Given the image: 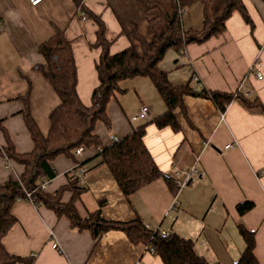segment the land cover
Instances as JSON below:
<instances>
[{"label":"crops","instance_id":"0c3cea01","mask_svg":"<svg viewBox=\"0 0 264 264\" xmlns=\"http://www.w3.org/2000/svg\"><path fill=\"white\" fill-rule=\"evenodd\" d=\"M147 1H156L167 8L177 3L184 29L201 27L200 0ZM84 2L103 20L112 54L131 43L138 45L131 37L134 26L144 38L151 37L148 20L157 15V10L145 13L138 0ZM242 2L246 15L233 12L226 20L228 23L225 22L224 32L213 37L222 36V44L215 46L209 39L192 43L196 45L181 52L168 51L160 66L175 86L189 81L198 91H238L244 98L257 99L260 106L248 108L235 99L222 112L209 98L185 95L186 116L179 109L174 110L180 126L178 132L169 127L159 130L148 126L145 144L162 172L173 177L176 168L181 172L176 180L183 181L192 166L204 171L198 182L190 181L192 174L189 175L175 194L160 177L127 198L101 158L94 157L93 152H84L80 159L84 161L86 176L79 183L84 193L76 202L82 217L98 208L106 220L128 221L139 216L153 228L191 239L197 254L217 264H233L238 260L245 246L237 228L241 224L254 232V255L264 264V1ZM55 28L61 29L70 42L77 68L76 90L82 103L89 106L92 90L99 83L95 62L100 48L91 46L96 41V23L89 17L82 19L72 0H40L35 5L29 0H0V125L20 153L30 151L33 146L21 114L23 103L18 99L27 91V79L31 81V114L43 133L49 128L48 114L58 103L49 82L33 67L42 62L38 45ZM206 54L208 59L204 60ZM254 60L259 61L263 75L259 86L255 78L251 80L247 75ZM195 76L196 81L192 79ZM243 76L239 82L237 78ZM128 81L122 84L127 91L118 93L108 105L111 127L99 124L96 129L104 145L113 141L110 135L121 138L165 109L161 100L151 108L144 103L148 91L156 99L147 78ZM130 93L140 105L128 104ZM142 106L148 108L147 116L140 114ZM134 115L144 120L135 123L139 117L131 121ZM53 166L57 175L46 184L48 192L67 182L66 174L73 162L58 156ZM10 173L17 177L14 167L0 158V183ZM70 195L65 192L63 201ZM244 201H251L253 207L239 214L236 206ZM11 212L16 222L2 243L11 254L33 255L35 264H137L144 252L143 244L131 243L120 230H109L95 240L89 230L72 227L67 217H57L52 210L35 206L29 199L17 201ZM50 229L61 251L51 247L54 239L48 236ZM158 259L143 257L148 264H160Z\"/></svg>","mask_w":264,"mask_h":264},{"label":"trees","instance_id":"16d2710c","mask_svg":"<svg viewBox=\"0 0 264 264\" xmlns=\"http://www.w3.org/2000/svg\"><path fill=\"white\" fill-rule=\"evenodd\" d=\"M72 1L85 17L91 18L97 25L96 41L91 46L100 48L99 58L95 62L99 83L92 90L90 105H84L76 90V63L64 32L55 28L54 33L38 45L37 52L42 62L33 67L49 82L58 97V103L49 112V128L43 133L31 114V81L27 79V91L18 99L23 103L21 114L33 144L28 152L16 151L6 129L0 125V158L9 162L17 172V177L10 173L0 183V264H35L33 255L11 254L2 243L16 222L12 207L19 200H28L27 193L35 206H44L57 217H67L72 227L89 230L95 240L109 230H120L131 243L153 247L163 264H217L197 254L191 239L176 233L160 237L157 232L146 228L139 216L128 221L106 220L98 208L82 217L76 202L80 201L84 188L79 185L81 181L77 173L81 168L86 169L83 167L84 161L80 159L82 155L78 156L75 151L83 147L82 154L93 152L94 157H100L127 198L160 177L175 194L179 189L175 179L159 169L145 144L148 126L154 125L159 130L169 127L173 132H178L180 126L174 110L179 109L186 116L183 103L185 95L209 98L222 112L235 99L248 108L259 107L260 103L257 99L242 97L238 91H198L190 86L189 81L175 86L160 63L168 51L181 52L192 43H203L222 34L226 20L233 12L240 11L246 15L242 0H200L202 22L198 29H184L182 12L177 3L167 8L156 1L138 0L145 13L157 10V15L148 20L152 35L146 39L134 26L131 37L138 45L131 43L115 54L110 52L111 42L105 38V25L100 15L89 10L84 0ZM134 78H147L165 109L134 127L129 134L104 145L96 129L99 124L111 127L108 105L116 100L118 93L127 91L122 82ZM58 156L70 159L73 167L66 174L67 182L55 191L48 192L41 186L57 175L53 162ZM65 192L71 193L67 201H63ZM252 207L251 201H244L237 204L236 209L239 214H244ZM237 228L245 246L233 264H261L254 255V232L241 224Z\"/></svg>","mask_w":264,"mask_h":264},{"label":"built area","instance_id":"2783aa9c","mask_svg":"<svg viewBox=\"0 0 264 264\" xmlns=\"http://www.w3.org/2000/svg\"><path fill=\"white\" fill-rule=\"evenodd\" d=\"M39 1H40V0H29L30 4H32V5L37 4ZM80 16H81L82 19H85V14H84L81 10H80ZM259 67H260V63H259V61L254 60V61L249 65V67H248L247 75H248L249 77H253V78H255V79L258 80V81H261L262 78H263V75H262V73L260 72ZM192 79H193L194 81H196V80H198V77L195 76V77L192 78ZM147 113H148V108L145 107V106H142L141 109H140V114L143 115V116H147ZM138 117H139L138 115H134V116H132V117H131V121H136V120L138 119ZM110 138H111L112 140H117V139H118V137H117L116 135H110ZM83 150H84L83 147H79V148L75 151V153H76L78 156H80V155H82ZM173 168H174V167H173ZM180 174H181V172L175 168V169H174V173H173V178L175 179V184H176V186H178V187L184 186V185L186 184L187 180L189 179V175H191V174H192V177H190V181H194V182H198V181H200V180L203 178L204 171L199 170V169L195 168L194 166H192L187 172H185V174H186V179L183 180V181H177V180H176V177H177L178 175H180ZM77 176H78L79 180L82 181V180L84 179V177L86 176V171H85L83 168L79 169V170H78V173H77ZM187 177H188V178H187ZM41 187H42V188H45V187H46V183H44ZM27 195L30 196L29 193H28ZM145 226H146V228H148V229H150V230H152V231H154V232H157V234H158L160 237H163V238H164V237H167V236L170 234V233H169L168 231H166V230H163V229H160V228H153V227H151V226L148 225V224H145ZM48 236H49L50 238L54 239V240H52L51 247L54 248V249H56L57 251H61V248H60V246H59L57 240L55 239V235H54L53 230H51V229L49 230V232H48ZM145 255H149L150 257H152L153 260L156 259L157 257H159V256L156 254V252H155V250H154L153 247H149V246L144 245V252H143L142 256L140 257L139 261L137 262V264H148V263H146V262L143 261V257H144Z\"/></svg>","mask_w":264,"mask_h":264},{"label":"rangeland","instance_id":"374dc122","mask_svg":"<svg viewBox=\"0 0 264 264\" xmlns=\"http://www.w3.org/2000/svg\"><path fill=\"white\" fill-rule=\"evenodd\" d=\"M128 80H133V79H128ZM128 80H125L124 82H125V85L127 84V82H129ZM124 82H122V84L124 83ZM154 90V89H153ZM155 92V91H154ZM145 96L144 97H146L147 99L146 100H144V103L145 104H147L148 105V107H150L151 108V105H156V101L157 100H161V99H159V97L156 95V93H155V98L156 99H154L152 96H150V93H149V91L148 92H146L145 94H144ZM143 98V97H142ZM128 104H130L131 103V105H132V107H134L135 105H137L138 103H139V105L141 104V102L139 101L138 102V100H137V98L134 96V95H132V93H130L129 95H128ZM138 102V103H137ZM155 103V104H154ZM144 120V118H142V116H140L139 117V119H138V121H136L135 123H139V122H141V121H143Z\"/></svg>","mask_w":264,"mask_h":264},{"label":"water","instance_id":"95a60500","mask_svg":"<svg viewBox=\"0 0 264 264\" xmlns=\"http://www.w3.org/2000/svg\"><path fill=\"white\" fill-rule=\"evenodd\" d=\"M228 21H229V20H228ZM228 21L226 22V24L228 23ZM223 36L225 37L226 34H224ZM226 38H227V37H226ZM209 41H211V42L214 41V42H215V46L220 45V44H222V42H223V40H222V36L219 37V38H217V39H215V38H211V40H209ZM209 41H208V42H209ZM208 42H206V43H208ZM193 45H196V44H191V45H189V46H193ZM202 46H205V45L203 44ZM205 47H206V46H205ZM209 49H210V47H209ZM215 51H216V50H215ZM206 55H207V54H206ZM206 55H205V57H204V60H207V59H208V55H207V56H206ZM210 55H211V54H210ZM211 56H212V55H211ZM216 75H218V74H216ZM243 78H244V76H243V77H240V78H237V79H238L239 82H242ZM249 78H251V80H252L253 77H249ZM260 83H261V82L257 80V82H256L255 84H256V86H259ZM150 128L155 129V126H154V125H151ZM158 261H159L160 264H163L160 258L158 259Z\"/></svg>","mask_w":264,"mask_h":264},{"label":"bare ground","instance_id":"6f19581e","mask_svg":"<svg viewBox=\"0 0 264 264\" xmlns=\"http://www.w3.org/2000/svg\"><path fill=\"white\" fill-rule=\"evenodd\" d=\"M42 188V187H41ZM28 194V193H27ZM28 199H29V196L27 195Z\"/></svg>","mask_w":264,"mask_h":264}]
</instances>
